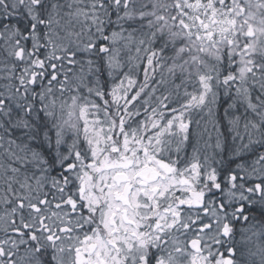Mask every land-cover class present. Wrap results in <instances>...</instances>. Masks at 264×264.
Returning a JSON list of instances; mask_svg holds the SVG:
<instances>
[{
	"label": "snow or ice",
	"instance_id": "6c2138e0",
	"mask_svg": "<svg viewBox=\"0 0 264 264\" xmlns=\"http://www.w3.org/2000/svg\"><path fill=\"white\" fill-rule=\"evenodd\" d=\"M0 264H264V0H0Z\"/></svg>",
	"mask_w": 264,
	"mask_h": 264
}]
</instances>
